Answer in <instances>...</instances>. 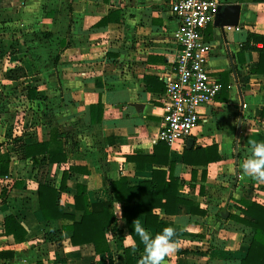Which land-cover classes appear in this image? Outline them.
<instances>
[{
  "label": "crops",
  "instance_id": "crops-1",
  "mask_svg": "<svg viewBox=\"0 0 264 264\" xmlns=\"http://www.w3.org/2000/svg\"><path fill=\"white\" fill-rule=\"evenodd\" d=\"M172 1L0 0V154L12 157L9 176L0 178V264H127L125 250L135 246L120 203L114 205L117 223L106 231V255L93 244L73 245L72 233L63 229L67 222L45 220L39 165L22 155L24 145L39 143L49 144L48 158L67 157L49 165L47 182L77 221L83 215L75 207L78 185L93 202L108 201L114 182L126 178L134 186L166 170L168 180L173 174L185 181L179 196L195 210L179 205L172 216L157 210L179 234L178 250L165 264H242L254 229L230 216L248 219L244 202L264 205V182L240 167L252 141L264 139V75L253 72L260 54L243 46L250 34L264 35V1L221 0L204 38L213 47L210 71L223 90L201 109L192 136L170 146L157 136L165 114L161 75L179 52ZM233 5L241 8L236 27L223 24ZM15 65L26 77L7 78ZM160 143L168 146L159 157ZM191 145L216 147L221 160L184 164ZM141 156L157 160L141 168ZM10 215L27 230L24 242L6 234Z\"/></svg>",
  "mask_w": 264,
  "mask_h": 264
},
{
  "label": "trees",
  "instance_id": "trees-1",
  "mask_svg": "<svg viewBox=\"0 0 264 264\" xmlns=\"http://www.w3.org/2000/svg\"><path fill=\"white\" fill-rule=\"evenodd\" d=\"M263 1L261 0V2ZM251 42L254 44L261 43L263 46L255 47ZM245 50L259 52L260 61L253 72L264 75V35L250 34L247 43L243 46V51ZM24 77H26V72L21 65L13 66L7 73V78L10 80H19ZM36 95L37 91H30V98H35ZM167 146L166 143L159 144L157 147L159 157L162 153L161 150ZM48 149V143L24 145L22 155L23 158L33 160L39 165L37 177L39 208L45 220H63L67 222L63 225V229L72 233L71 241L75 246L93 244L97 254L106 255L110 253L106 231L117 223L114 205L115 203H120L123 218L126 220L129 233L135 242V246L128 247L125 250L127 264H136L135 259L138 253L144 254V245L141 243L140 237L134 232L135 221L140 222L139 218L143 217V226L148 230H153V235H155L166 227H172L162 222L157 210L164 211L169 216L177 213L179 205H187L192 207V210H195L193 202L179 196L185 181L174 177L173 174L170 175L168 180L166 170H155L151 181L141 182L138 185H129L126 178L114 182L111 185L112 196L108 201L93 202L90 199L88 189L83 185H78L75 207L77 211L83 212V215L81 220L77 221L73 214L65 212L64 207L58 203V190L47 182L49 165L51 163L64 162L67 157L64 153H58L51 154L48 158L46 155ZM216 149V147L205 149L191 145L185 150L183 162L187 165H196V163L199 164L200 162L208 165L211 162L219 161L221 157ZM11 158L10 153L0 154V178L9 176ZM139 159L141 168L145 166L146 162H156L157 160L154 157L145 156H141ZM7 191V189H4L1 194L2 202L6 201ZM243 212L249 217L248 219L243 220L230 216L254 229L249 251L242 264H264V205L255 202H244ZM4 228L6 234L14 236L17 242L21 243L26 240L27 230L16 216L10 215L6 217Z\"/></svg>",
  "mask_w": 264,
  "mask_h": 264
},
{
  "label": "built area",
  "instance_id": "built-area-1",
  "mask_svg": "<svg viewBox=\"0 0 264 264\" xmlns=\"http://www.w3.org/2000/svg\"><path fill=\"white\" fill-rule=\"evenodd\" d=\"M221 0H173L171 14L178 21L179 46L166 82L164 121L157 140L174 146L185 143L198 128L200 110L218 97L223 84L209 68L213 47L204 32L214 21ZM244 108L246 105L244 104Z\"/></svg>",
  "mask_w": 264,
  "mask_h": 264
},
{
  "label": "clouds",
  "instance_id": "clouds-1",
  "mask_svg": "<svg viewBox=\"0 0 264 264\" xmlns=\"http://www.w3.org/2000/svg\"><path fill=\"white\" fill-rule=\"evenodd\" d=\"M250 155L241 164L243 174L264 182V139L253 140ZM134 232L144 245V255L139 264H165L166 258L177 252L179 237L174 227H166L153 235L141 222L135 221Z\"/></svg>",
  "mask_w": 264,
  "mask_h": 264
},
{
  "label": "water",
  "instance_id": "water-1",
  "mask_svg": "<svg viewBox=\"0 0 264 264\" xmlns=\"http://www.w3.org/2000/svg\"><path fill=\"white\" fill-rule=\"evenodd\" d=\"M240 11H241V8L238 5L229 6L228 9L225 11L226 17H225L223 24L227 26H231V27H236L239 24ZM243 106H244V103H243ZM192 142H193L192 140L189 141V143H192ZM236 150H237L236 159L239 160L238 149Z\"/></svg>",
  "mask_w": 264,
  "mask_h": 264
},
{
  "label": "rangeland",
  "instance_id": "rangeland-1",
  "mask_svg": "<svg viewBox=\"0 0 264 264\" xmlns=\"http://www.w3.org/2000/svg\"><path fill=\"white\" fill-rule=\"evenodd\" d=\"M201 111V110H200Z\"/></svg>",
  "mask_w": 264,
  "mask_h": 264
}]
</instances>
